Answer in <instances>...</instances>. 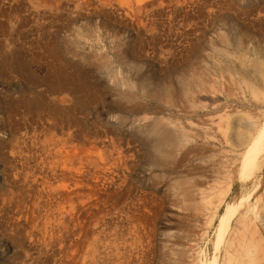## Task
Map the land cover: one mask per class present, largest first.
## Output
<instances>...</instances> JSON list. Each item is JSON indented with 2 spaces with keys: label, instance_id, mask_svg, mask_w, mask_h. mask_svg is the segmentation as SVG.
Returning <instances> with one entry per match:
<instances>
[{
  "label": "rangeland",
  "instance_id": "374dc122",
  "mask_svg": "<svg viewBox=\"0 0 264 264\" xmlns=\"http://www.w3.org/2000/svg\"><path fill=\"white\" fill-rule=\"evenodd\" d=\"M207 118L219 119L217 143L155 145L166 125ZM260 131L264 0H0V264H80L89 243L85 264H250L248 248L264 264V151L251 174L238 159ZM64 135L103 151L102 177L45 157ZM205 146L221 153L204 161ZM216 168L210 202L194 209L184 187ZM77 178L96 196L79 203ZM57 210L68 229L46 216Z\"/></svg>",
  "mask_w": 264,
  "mask_h": 264
},
{
  "label": "bare ground",
  "instance_id": "6f19581e",
  "mask_svg": "<svg viewBox=\"0 0 264 264\" xmlns=\"http://www.w3.org/2000/svg\"><path fill=\"white\" fill-rule=\"evenodd\" d=\"M46 1V0H45ZM50 1H53V2H56V3H58V0H50ZM129 1V0H128ZM131 1V0H130ZM145 1V0H144ZM173 1V0H172ZM90 2V1H89ZM147 2V1H146ZM44 3V2H43ZM47 3V2H46ZM150 3V2H149ZM171 3V2H170ZM54 4V3H53ZM68 4V3H67ZM129 4V3H128ZM169 4V3H168ZM211 4V3H210ZM49 5L51 6V4L49 3ZM129 5H131V4H129ZM141 5L142 4H140V7H141ZM149 5V4H148ZM151 5H152V3H151ZM143 6V5H142ZM45 7V6H44ZM43 7V8H44ZM47 8V7H46ZM124 8H126V7H124ZM137 8V7H136ZM134 9H135V7H134ZM128 10V9H127ZM126 10V11H127ZM140 11V10H139ZM136 12H137V10H136ZM144 14V13H143ZM142 14V15H143ZM124 15V14H123ZM127 15V14H126ZM244 15V14H243ZM133 16V15H132ZM131 17V16H130ZM135 18V17H134ZM257 18V17H256ZM144 20V19H143ZM248 24V23H247ZM153 25V24H152ZM241 39V38H240ZM44 41V40H43ZM42 42V41H41ZM246 42V41H245ZM243 41L242 40H240V42H239V47H242V45H243ZM251 45V44H250ZM256 46V45H255ZM42 57V56H41ZM250 73V72H249ZM226 91V90H225ZM55 92V91H54ZM198 99H200V98H198ZM219 100V99H218ZM206 101H208L209 102V105L210 104H213L214 102H215V99L213 98V97H206ZM208 102H206V103H208ZM222 104V103H221ZM221 104H216V105H214V107L215 108H217V109H220V107H221ZM226 105V104H225ZM227 107V106H226ZM229 111V110H228ZM225 116H227V114H225ZM219 119H221V114H219ZM217 117V118H218ZM219 119H218V121H219ZM231 120H229V122H228V126H229V128L231 127V126H236L237 127V125H238V123H237V119H235V120H233L232 118H230ZM218 121H216V119L214 120L213 118H207V119H203V122H202V124H205L204 126H198L197 128H189V129H185L184 128V125H181L180 123H170V124H168L169 126H165V127H163V130H161V131H158V133H159V137H158V139H157V142H156V144L155 145H157V147L159 148V149H163V151H167V150H169V151H171V150H173V149H177V148H180V147H183L184 146V144H186L187 142H190V144L192 143V141H195V140H197V139H199V140H204L205 142H210V141H215L216 143L218 142V138L214 135V130H217V129H219L220 128V126H219V123H218ZM160 122V124H161V121H159ZM159 122H157L156 121V123H157V125H159ZM246 128H247V130H250L251 128H252V121L251 120H248V122L246 123ZM200 127H202V128H200ZM157 128H159V127H157ZM21 131V130H20ZM261 131H262V129H261ZM258 132L257 133V135L255 136V138L251 141V143L248 145V146H246V148L244 149V151H242V152H240L239 153V156H238V159L240 160V165H241V173H245V172H247L246 174H248V172H250V174L251 173H254L253 172V170L256 168V167H258L257 165H258V157H259V155L264 151V132ZM36 134H38V133H36ZM72 135V134H71ZM71 135H70V137H71ZM27 136V135H26ZM36 136V135H35ZM60 136V135H59ZM65 136H67V135H64V137L62 136V138H60V139H49L48 141H47V144H45V146H43L42 147V150L44 151V155H45V157L47 158L48 157V160H49V157H53L52 159H53V163H55V164H57V166L59 165L60 166V169H62V170H65V171H69V170H71V171H75L76 172V174H77V172H80V170L81 169H83V164H93L94 165V167H96V170L95 171H93V176H95L96 178L99 176V173L100 172H102L103 174H105V172H104V168H102L103 167V165H104V159L103 158H105V157H103V158H101V156H100V154L102 155V153H103V151L100 153L99 151H98V148L97 147H94V146H91V147H89V146H82V147H80V149L78 150V148L75 146V145H73V144H71L72 143V140H70L71 138H69V137H65ZM73 136V135H72ZM248 136V135H247ZM58 137V136H57ZM44 138V137H43ZM47 138V137H46ZM31 139V138H30ZM45 139V138H44ZM75 139V138H74ZM25 140V139H24ZM17 142V141H16ZM71 142V143H70ZM113 142V141H112ZM196 142V141H195ZM26 143V142H25ZM28 143V142H27ZM26 143V144H27ZM104 143V142H103ZM203 143V142H202ZM201 143V144H202ZM34 143L32 142V144L31 145H33ZM39 144V143H38ZM40 144H42V143H40ZM113 144V143H112ZM219 144V143H218ZM98 145V144H97ZM100 145V144H99ZM23 146V145H22ZM29 146V145H28ZM102 146V145H101ZM129 146V145H128ZM204 146V145H203ZM188 147V146H187ZM186 147V148H187ZM208 146H205V147H201L202 148V150L205 152L206 150H205V148L206 149H208L207 148ZM126 148V147H125ZM200 148V147H199ZM241 148V147H240ZM38 149V148H37ZM120 149V148H119ZM25 150V149H24ZM32 150V149H31ZM39 150V149H38ZM158 150V149H157ZM188 150H190V149H187V151ZM195 150V149H194ZM208 150H210V153L209 154H207V155H205L206 157H205V159H207V160H205L204 159V161H211L212 160V158L214 157V156H216V155H218V153L220 154L221 153V150L220 149H213V148H210V149H208ZM239 150V149H238ZM41 151V150H40ZM39 151V152H40ZM126 151H127V149H126ZM162 151V150H161ZM160 151V152H161ZM8 152V151H7ZM42 152V151H41ZM121 152V151H120ZM159 152V151H158ZM206 152H208V151H206ZM24 153V152H23ZM38 153V152H37ZM36 153V154H37ZM104 153H106L107 154V152H104ZM113 153H115V152H113ZM123 153V155H125L124 154V152H122ZM129 153H130V151H129ZM134 153V152H133ZM121 154V153H120ZM95 155L97 156V155H99V159H100V162H102L103 164L102 165H97L96 163H97V161L95 160ZM110 155V154H109ZM111 155H112V153H111ZM38 156V155H37ZM103 156V155H102ZM105 156V155H104ZM126 156V155H125ZM39 157V156H38ZM128 157V156H127ZM112 158V157H111ZM183 158V157H182ZM51 159V160H52ZM113 159V158H112ZM229 159V158H228ZM263 159V158H262ZM32 160V159H31ZM47 160V161H48ZM107 160V159H106ZM108 160H110V159H108ZM115 160V159H114ZM113 160V161H114ZM225 160V159H224ZM21 161V160H20ZM33 161V160H32ZM125 161V160H124ZM14 162V161H13ZM43 163H45V161L43 162ZM110 164H112L111 162H109ZM115 163H117V158H116V162H114V165H116ZM228 163H229V161H228ZM76 164H78V166H76ZM122 164H123V162H122ZM153 164V163H152ZM40 165V164H39ZM52 165V164H51ZM92 166V165H91ZM85 167V166H84ZM36 168V167H35ZM55 168H56V166H55ZM88 168H89V166H88ZM107 168V167H106ZM29 169V168H28ZM33 169V168H32ZM45 169H48V167L47 168H45ZM50 169V168H49ZM57 169V168H56ZM98 169V170H97ZM107 169H109V168H107ZM260 169V168H259ZM37 170V169H36ZM36 170H35V172H36ZM106 170V169H105ZM109 170H111V168L109 169ZM108 170V171H109ZM29 171V173L32 171H30V170H28ZM51 171H52V169H51ZM51 171H50V173H51ZM57 171H58V169H57ZM82 171H84V170H82ZM81 171V172H82ZM89 171V170H88ZM87 171V172H88ZM121 171V170H120ZM49 172V171H48ZM54 172V171H53ZM198 172H199V177H197V178H194V179H192V180H190L189 181V183H188V185L186 186V187H184V189H183V191H184V193H185V196L186 197H188V198H190L191 200H192V202H193V206H194V209H201L203 206H205L206 204H208L209 202H210V198H209V196H210V193H209V184L211 183V182H214V181H217L219 178H220V171L216 168V169H212V172L215 174L213 177H211V179L210 178H208V176L209 175H206V174H204V172H205V170L204 169H198ZM256 172V171H255ZM56 173V172H55ZM58 173V172H57ZM56 173V174H57ZM90 173V172H89ZM88 173V174H89ZM110 173V172H109ZM75 174V175H76ZM82 174V173H81ZM34 176L33 175V173L31 174H29V176ZM78 175H80V174H78ZM83 175V174H82ZM87 175V174H86ZM245 175V174H244ZM17 176V175H16ZM28 176V177H29ZM51 176V175H50ZM56 176V175H55ZM59 176V175H58ZM81 176V175H80ZM88 176V175H87ZM89 176H90V174H89ZM92 176V175H91ZM104 176H106V175H104ZM27 177V178H28ZM38 177V176H37ZM57 177V176H56ZM64 177V180H68L65 176H63ZM100 177H102V176H99L98 178H100ZM39 178H41V177H39ZM50 178V177H49ZM86 178V177H85ZM94 178V177H93ZM97 178V179H98ZM109 178V177H108ZM30 179V178H29ZM33 179V178H32ZM42 179V178H41ZM47 179V178H46ZM51 179H52V177H51ZM107 178H105V180H106ZM77 180H78V182L80 183L79 185H78V188H79V191H78V193L76 194L77 195V197H80L81 198V202H79V201H77V202H79V203H83V202H85V201H89L92 197H95L96 196V192H95V188L93 187V186H90L89 184H88V181L86 182L85 181V179H83V178H77ZM101 180H102V178H101ZM104 181V180H103ZM117 181V180H116ZM69 181H66L65 183L67 184ZM77 182V183H78ZM107 182V181H106ZM106 182H105V184H106ZM109 182V181H108ZM25 183V182H24ZM49 183V182H48ZM57 183H58V181H57ZM65 183H63V185H66ZM71 183V182H70ZM184 183H186V182H184ZM37 184V183H36ZM54 184V183H53ZM72 184V183H71ZM42 185V184H41ZM69 185V184H68ZM108 185V184H107ZM44 186V185H43ZM56 186H58V185H56ZM76 186V185H75ZM40 187V186H39ZM60 187V186H59ZM77 187V186H76ZM97 187V186H96ZM107 187V186H106ZM110 187V186H109ZM189 187V188H188ZM40 189H41V187H40ZM55 189V188H54ZM71 189V188H70ZM69 189V190H70ZM73 189V188H72ZM105 189V188H104ZM57 191H59V189H56ZM191 190H192V193H191ZM115 191V190H114ZM59 192H61V193H59V197L60 198H63V199H65V198H67V196L64 194V192L61 190V191H59ZM102 192V191H101ZM100 192V193H101ZM121 193H123V192H120V194ZM37 194V193H36ZM47 194V193H46ZM41 195V194H40ZM48 195V194H47ZM50 195V194H49ZM72 196V195H71ZM99 196V195H98ZM29 198V197H28ZM104 198V197H103ZM118 198H120V197H118ZM105 199V198H104ZM108 199V198H107ZM58 200H59V198H58ZM80 200V199H79ZM156 200V199H155ZM3 201H4V199L2 200V203H3ZM75 202H76V200H74ZM1 202V201H0ZM28 202V201H27ZM61 202V201H60ZM105 202V201H104ZM117 202V201H116ZM1 203V204H2ZM10 203V202H9ZM111 203V202H110ZM11 204V203H10ZM43 204V203H42ZM72 204H73V202H72ZM72 204H71V207H72ZM78 204V203H77ZM65 205V204H64ZM67 205V204H66ZM87 205V204H86ZM92 204L90 203V205H88V213H91L92 211H93V209H92V206H91ZM96 205H98V204H96ZM100 205V204H99ZM99 205L98 206H96V207H99ZM111 205V204H110ZM113 205V204H112ZM198 205V206H197ZM22 206H24V204L22 205ZM36 206V205H35ZM73 206H74V204H73ZM85 206V205H84ZM103 206V205H102ZM64 207V206H63ZM68 208V211H71L70 209H72V213H73V208H75V207H72V208ZM94 207V206H93ZM111 207V206H110ZM214 207V206H213ZM23 208V207H22ZM51 208V207H50ZM54 208V207H53ZM52 208V209H53ZM76 208H77V206H76ZM51 209V210H52ZM75 210V209H74ZM81 210H83V209H81ZM1 211V210H0ZM38 211V210H37ZM85 211V210H84ZM91 211V212H90ZM110 211V210H109ZM34 212V211H33ZM36 212V211H35ZM24 213H25V211H24ZM70 213V212H69ZM84 213V212H83ZM82 213V214H83ZM86 213V212H85ZM93 213H95V212H93ZM66 212L65 211H59V210H57V211H48V215H46V216H48L49 218H51L52 219V221L54 220V221H56L57 222V225L56 226H60L62 229H65L64 227H66V225H67V223H68V218H66L65 216H66ZM71 214V213H70ZM82 214H81V216H82ZM73 215V214H72ZM79 214H76V216H78ZM93 215V214H92ZM104 215V214H103ZM25 216V215H24ZM80 216V215H79ZM80 216V217H81ZM86 216V215H85ZM68 217V216H67ZM84 217V216H83ZM101 217V216H100ZM69 218H70V216H69ZM73 218V217H72ZM82 218V217H81ZM50 219V220H51ZM77 219V218H76ZM97 220V219H96ZM84 221V220H83ZM25 222V221H24ZM80 222V221H79ZM89 222V221H88ZM52 223V222H51ZM78 223V222H77ZM109 223V222H108ZM226 223V222H225ZM225 223H224V225H225ZM75 224V223H74ZM96 224H97V222H96ZM222 224V223H221ZM54 225V224H53ZM52 225V226H53ZM77 225V224H76ZM76 225H75V227H76ZM52 226H51V228H52ZM48 227V226H47ZM55 226H53V231H55L54 228ZM67 228V227H66ZM50 229V228H49ZM61 229V230H62ZM68 229V228H67ZM106 229V228H105ZM108 229V228H107ZM57 230V229H56ZM73 230V229H72ZM77 230V229H76ZM75 230V231H76ZM114 230V229H113ZM116 231V230H115ZM253 231V230H252ZM43 232V231H42ZM63 232H65V231H63ZM62 232V233H63ZM69 232V231H68ZM100 232V231H99ZM105 232V231H104ZM110 232V231H109ZM102 233V232H101ZM34 234V233H33ZM32 234V235H33ZM37 234V233H36ZM40 234V233H39ZM65 234V233H64ZM77 234V233H76ZM113 234V233H112ZM112 234H111V236H112ZM125 234V233H124ZM43 235V234H42ZM253 235V234H252ZM59 236V235H58ZM57 236V237H58ZM62 236V235H61ZM67 236V235H66ZM83 236V235H82ZM131 236V235H130ZM54 237V236H53ZM64 237V236H63ZM40 238V237H39ZM89 238V237H88ZM98 238V237H97ZM39 240V239H38ZM51 240V239H50ZM75 240V239H74ZM40 241V240H39ZM49 240L47 239V242H48ZM52 241V240H51ZM51 241H50V243H51ZM71 241V240H70ZM69 241V242H70ZM73 241V240H72ZM89 241V240H88ZM90 241H92V240H90ZM98 241H100V240H98ZM111 241V240H110ZM54 242H56V241H54ZM68 242V243H69ZM86 242H87V240H86ZM93 242H95V241H93ZM101 242V241H100ZM258 242V241H257ZM40 243V242H39ZM38 243V244H39ZM45 243V242H44ZM49 243V242H48ZM82 243V242H81ZM110 243H112V242H110ZM110 243H108V244H110ZM47 244V243H46ZM90 244L91 243H89V244H87V250H85V252H84V254H83V256H82V259H81V261H80V264H85L87 261H86V258L88 259V257L90 258V259H92L93 258V256H95L94 255V253L92 254V250H93V247H94V245H93V247H91L90 246ZM95 244V243H94ZM246 244V243H245ZM40 245V244H39ZM95 245H97V244H95ZM120 245V244H119ZM248 245V244H247ZM257 245V244H256ZM255 245V246H256ZM50 246V245H49ZM52 246V245H51ZM97 246H99V245H97ZM97 246H95V247H97ZM254 246V245H253ZM254 246V247H255ZM53 247V246H52ZM107 247H108V245H107ZM111 247V246H110ZM116 247H117V245H116ZM98 248V247H97ZM96 248V249H97ZM252 248V247H251ZM110 249V248H109ZM112 249H114L115 250V248H112ZM119 249V248H118ZM249 249V248H248ZM246 250V254L248 255V257L250 258V260H249V262H250V264H256L257 263V260L256 259H254V255L258 252V251H256L257 249H254V250H252V249H250V250ZM73 250V249H72ZM113 250V251H114ZM129 250H131V249H129ZM43 251H45V250H43ZM252 251L253 252H255L254 254L252 253ZM95 253H96V251H94ZM112 252V251H111ZM116 252V251H115ZM124 252H126V251H124ZM142 252V251H141ZM248 252V253H247ZM129 253V252H128ZM65 254V253H64ZM74 254V253H73ZM138 254V253H137ZM93 255V256H92ZM98 255V254H97ZM96 255V256H97ZM127 255V254H126ZM71 256V255H70ZM101 256V255H100ZM130 256V255H129ZM115 257V256H114ZM60 258V257H59ZM104 258V257H103ZM110 258V257H109ZM118 257H116V259H117ZM130 258V257H129ZM100 259V258H99ZM114 259V258H113ZM116 259H114V260H116ZM135 259V258H134ZM229 259V258H228ZM66 260V259H65ZM68 260V259H67ZM66 260V261H67ZM105 260V259H104ZM70 261V260H69ZM68 261V262H69ZM119 261V260H118ZM126 261H127V259H126ZM125 261V262H126ZM132 261V260H131ZM130 261V262H131ZM233 261V260H232ZM135 262V261H134ZM77 263V261L76 262H74V264H76ZM128 263V262H127ZM70 264V263H69ZM114 264H116L115 262H114ZM207 264H210V263H207ZM216 264V263H215Z\"/></svg>",
  "mask_w": 264,
  "mask_h": 264
}]
</instances>
